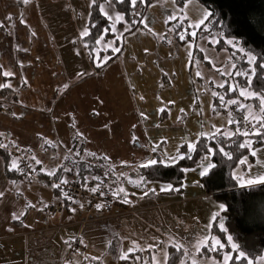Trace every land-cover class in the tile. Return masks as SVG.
<instances>
[{
  "label": "crops",
  "instance_id": "0c3cea01",
  "mask_svg": "<svg viewBox=\"0 0 264 264\" xmlns=\"http://www.w3.org/2000/svg\"><path fill=\"white\" fill-rule=\"evenodd\" d=\"M92 4L93 0H31L19 8L12 0H0V89L6 87L19 94L13 114L0 113V147L17 153L12 155L19 159L25 155L22 149L33 152L27 132H22L26 139L18 133L19 121H25L32 142H52L64 150L59 169L66 158L77 154L72 152L74 137L84 145L82 159H104L108 166L102 178L112 184V204L101 202L84 226L125 216L122 213L128 210L130 199L187 193L186 201H204L210 206L212 196L200 183L211 169L201 175L212 164L210 159L185 171L180 192L170 185L161 189L159 183L145 182L136 172L156 157L165 165L176 163L181 158L179 149L184 146L190 152L188 145H195L201 137L231 133L233 106H227L225 113L212 114V93L204 72L195 63L199 41L180 45L171 36L164 40L168 24L177 20H185L194 36L208 18V11L193 0L182 8L174 0L149 6L141 27L122 39L119 56L101 72H94L83 45ZM248 114L252 116L250 111ZM19 147L21 150L14 149ZM252 158L253 161L242 160L233 171L239 189L264 184V174H243V180L236 174L237 171L241 178L247 165H254L255 157ZM29 163L34 167L32 160ZM67 169L68 165L64 166L63 173ZM55 173L41 174L51 177ZM64 174L51 183L54 188L67 178L77 180ZM249 180L253 183L248 184ZM43 182L47 184V180ZM11 185L0 158L2 243L15 239L18 248H26L30 241L37 242L40 234L70 228L66 224L83 219L68 205L56 218L44 215L47 207L62 201L59 188L54 201L42 204L38 200L35 206H28L9 194ZM124 186L128 192L138 187L135 190L139 194L121 192ZM217 214H212L213 221L220 213ZM73 237L79 242V233ZM3 248L1 245L0 250ZM3 261L1 258L0 264ZM16 261L11 259L12 263Z\"/></svg>",
  "mask_w": 264,
  "mask_h": 264
},
{
  "label": "trees",
  "instance_id": "16d2710c",
  "mask_svg": "<svg viewBox=\"0 0 264 264\" xmlns=\"http://www.w3.org/2000/svg\"><path fill=\"white\" fill-rule=\"evenodd\" d=\"M12 1L23 8L31 0L27 3L24 0ZM102 1L93 0L87 26L88 35L83 39L94 72H101L119 56L122 39L141 27L149 6L164 0H138L135 5H131L129 0H112L116 12L121 16L115 26L107 17L99 14L98 6ZM174 1L177 7L182 8L191 0ZM193 1L209 13L204 24L192 36L191 28L185 20L171 22L164 40L171 36L174 42L183 45L188 41L206 39L209 47L218 52L224 50L229 53L234 65L233 72H229L227 76L215 72L221 82L218 84L209 80L207 85L212 93V114L225 113L227 106H233L232 130L229 134L219 132L208 138L201 137L196 142L195 149L190 152L184 146L181 147L179 155L184 158L174 164H162L156 157L155 165L138 167L136 172L145 182L167 184L180 192L185 171L198 166L209 156L214 167L201 177L200 183L204 191L221 203L224 209L211 226V236L218 240L219 245L214 250L205 248L202 255H213L216 260H221L228 253L231 255L228 264H257L259 260L264 261V184L239 189L233 171L242 160L253 161L252 151L264 147V0ZM245 53L253 56V64L245 62ZM197 58L205 68L212 69L198 46L195 60ZM83 78L82 76L76 81ZM18 96V92L6 87L0 89V112L17 106ZM248 111L252 116H249ZM78 142L80 141L74 137L73 145ZM80 153L66 158L63 166L51 177L43 176L37 167H30L35 170L36 179L40 177L47 180L48 185L61 179L64 173L75 176L79 183L87 176L105 177L108 164L104 159H82ZM0 158L9 183L32 181L33 178L23 169L22 161L15 160L9 149L0 147ZM66 165L68 169L63 173ZM53 192L60 194L58 188H54ZM60 203L67 206L64 197ZM109 251L111 252V248ZM177 261L178 257L172 255L169 264H176ZM89 264L102 263L91 260Z\"/></svg>",
  "mask_w": 264,
  "mask_h": 264
},
{
  "label": "rangeland",
  "instance_id": "374dc122",
  "mask_svg": "<svg viewBox=\"0 0 264 264\" xmlns=\"http://www.w3.org/2000/svg\"><path fill=\"white\" fill-rule=\"evenodd\" d=\"M98 11L114 26L121 20L112 0H103L98 6ZM198 48L202 50L205 61H208L212 68L209 70L198 61V58L195 60L200 71L204 72L206 81L213 80L219 84L221 80L215 72H220L224 76L233 72L234 65L227 51L214 50L207 45L206 39L199 41ZM245 54V62L253 64V56L249 53ZM14 107L5 108L4 113L2 111L0 113L13 114ZM231 110L234 111L233 108ZM18 126V133L22 138L29 137V149L33 152L21 150L20 147L14 149H20L25 154L22 158L24 161L32 160L40 173L48 175L55 173L62 165L64 150L53 145L52 142L43 140L32 142V134L25 121H19ZM24 131L27 132L28 137L22 134ZM252 157H255L254 165L251 163L247 165L248 169L241 172V178L236 171L239 179H244L243 174L249 177L264 174V147L252 151ZM14 159L23 161L17 156ZM209 159V156L206 157L202 164ZM37 160L41 163L37 164ZM244 162L249 164L247 160ZM166 185L159 183L158 187L162 189ZM153 186L157 187V185ZM137 188L132 187L128 192L124 186V191L137 196L139 194L135 190ZM146 188L151 189V187ZM53 189L54 186L45 184L42 178L33 181L20 180L18 183L13 181L9 194L24 201L28 206H35L38 200L42 204H48L57 199ZM187 195V193H173L157 195L155 199L149 197L130 199L128 210L122 213L125 216L111 219L108 223H92L83 228H80V225L77 227L71 225L69 227L72 229L62 228L55 231L52 229L40 234L36 239L37 242L31 239L26 248L24 246L18 248L19 243L15 239L6 244L0 242V246H4L0 250V260L2 258L4 264H89L91 260L101 261L102 264H169L172 255H176L178 257L176 264H228L231 257L228 253L224 254L221 260H216L213 255H202L205 248L214 250L219 245L218 240L212 238L210 229L213 222L212 214H219L224 206L213 198L210 206L204 201L188 202ZM156 205L160 207H154ZM139 209L140 211H134L138 213L132 215L131 210ZM78 233L80 247L73 251L71 249L73 236ZM13 258L17 261L12 263ZM257 264H264V261L259 260Z\"/></svg>",
  "mask_w": 264,
  "mask_h": 264
},
{
  "label": "built area",
  "instance_id": "2783aa9c",
  "mask_svg": "<svg viewBox=\"0 0 264 264\" xmlns=\"http://www.w3.org/2000/svg\"><path fill=\"white\" fill-rule=\"evenodd\" d=\"M83 147V143L78 142L73 145L72 152L79 153L83 150ZM12 154L17 155L15 152H12ZM22 164L23 169L27 170V174L32 178H36L35 170L30 167L29 162L23 160ZM58 185L59 190L66 200V204L70 206L75 213L83 216L82 220L70 223L66 225V227L71 225H80V227H83L88 222L89 217L92 216V213L99 208L101 202L108 205L112 204V184L107 178L91 176L86 177L82 183H79L73 178H67L63 183L62 181L58 183ZM93 189H95V191H93ZM64 207L65 204L57 203L47 207L43 213L48 218H56L63 211ZM134 211L136 210H131V213L133 214ZM95 221H97V219H95ZM79 247L77 238H75L71 249L76 251Z\"/></svg>",
  "mask_w": 264,
  "mask_h": 264
},
{
  "label": "snow or ice",
  "instance_id": "6c2138e0",
  "mask_svg": "<svg viewBox=\"0 0 264 264\" xmlns=\"http://www.w3.org/2000/svg\"><path fill=\"white\" fill-rule=\"evenodd\" d=\"M24 2L27 3L28 0H24ZM94 2H95V0H94ZM137 2H138V0H129V3H130L131 5H135ZM181 38H183V37H181ZM113 50H114V51H118L119 49H113ZM253 59H254V58H253ZM4 75L8 76V75H11V73H4ZM2 86H3V85H0V87H2ZM233 103H235V102L233 101ZM0 146H3V145H0ZM195 147H196V145H193V144H189V145H188L189 151L194 150ZM181 158H184V157H181ZM33 159H35V158H33ZM36 163H37V164H40L41 161L37 160ZM150 163H151L152 165H155L157 162H156L155 160H152V161H150ZM13 167H15V165H13ZM211 167H214V165H212V164H208L207 167L204 168V171L201 172V175L206 174L208 168H211ZM62 183H63V181H62ZM247 183H248V184H252L253 181L249 180ZM56 187H59V185H56ZM93 191H95V189H93ZM120 191L123 192L124 190H123V189H120ZM0 195H2V193H0ZM45 207H47V206H45ZM229 239H231V238H229Z\"/></svg>",
  "mask_w": 264,
  "mask_h": 264
}]
</instances>
